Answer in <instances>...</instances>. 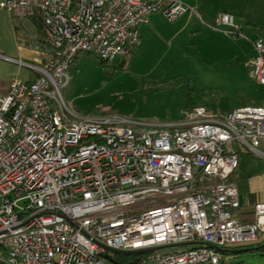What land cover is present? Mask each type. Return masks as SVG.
<instances>
[{
  "label": "built area",
  "instance_id": "2783aa9c",
  "mask_svg": "<svg viewBox=\"0 0 264 264\" xmlns=\"http://www.w3.org/2000/svg\"><path fill=\"white\" fill-rule=\"evenodd\" d=\"M0 8L16 19L38 17L46 44L43 64L29 65L35 78H13L0 94L5 264H114L110 249H153L139 264H218L216 248L260 240L264 201L243 222L233 175L242 153L264 160V101L220 115L197 105L179 123L140 124L80 114L62 96L80 53L112 62L137 43L151 14L173 21L190 6L1 0ZM209 26L247 38L230 12ZM254 47L253 75L264 85V31Z\"/></svg>",
  "mask_w": 264,
  "mask_h": 264
},
{
  "label": "rangeland",
  "instance_id": "374dc122",
  "mask_svg": "<svg viewBox=\"0 0 264 264\" xmlns=\"http://www.w3.org/2000/svg\"><path fill=\"white\" fill-rule=\"evenodd\" d=\"M150 20L141 28L143 36L129 54L103 64L97 55L82 52L72 61L69 84L62 89L68 106L83 115H117L140 124H173L185 119L190 104L204 105L220 115L237 106L263 103L264 85L255 79L252 65H244L245 56L233 55L231 45L228 64L214 61L207 65L202 61L207 56L199 53L204 49L190 44L196 43L192 36L178 34L170 43L166 33L176 29L175 23L162 14H154ZM38 33L31 20L15 19L0 8V53L5 57L34 65L29 54L32 37ZM30 74L27 66L0 58V84L13 78L27 80ZM4 260L0 248V264H5Z\"/></svg>",
  "mask_w": 264,
  "mask_h": 264
},
{
  "label": "crops",
  "instance_id": "0c3cea01",
  "mask_svg": "<svg viewBox=\"0 0 264 264\" xmlns=\"http://www.w3.org/2000/svg\"><path fill=\"white\" fill-rule=\"evenodd\" d=\"M1 1V0H0ZM193 10L187 11L173 20L176 29H170V33H166V38L170 43H174L178 34H185V36H192L196 46L203 48L204 54L207 56L201 58L207 65H212L214 61H222L228 64V45H231L233 55L245 56L244 65H252L256 56L254 41L264 31V0H182ZM226 11L234 14L237 21L242 25V31L246 35V41H240L242 37H229V33L212 29L211 24L219 12ZM161 14V13H154ZM151 14L150 18L154 16ZM14 18V17H13ZM165 18V17H164ZM16 19V18H15ZM31 20L36 24L34 18H22L21 20ZM140 26V36H143ZM37 25V24H36ZM153 29V28H152ZM149 30V29H148ZM172 31V32H171ZM175 31V32H173ZM41 34H34L30 57L35 61L36 66H41L44 62V53L46 50L44 31ZM232 36V35H231ZM138 39V41H139ZM206 40H208L209 47H206ZM137 41V42H138ZM243 50H242V49ZM129 50L126 54H129ZM246 52L248 53L246 55ZM124 54V55H126ZM80 55V54H79ZM79 55L75 58L77 59ZM15 63L21 61L23 64L19 66H27L30 71V77L27 80L35 78V71L30 68V64L25 63L22 59L4 58ZM74 59V60H75ZM73 60V61H74ZM253 74V70H252ZM9 83L0 84V94L5 95L8 92ZM233 179L237 183L240 207L236 210V214L243 222H252L255 218L254 205L257 202L264 201V160L255 157L250 153H242L238 169L233 175ZM264 236V234H263Z\"/></svg>",
  "mask_w": 264,
  "mask_h": 264
},
{
  "label": "trees",
  "instance_id": "16d2710c",
  "mask_svg": "<svg viewBox=\"0 0 264 264\" xmlns=\"http://www.w3.org/2000/svg\"><path fill=\"white\" fill-rule=\"evenodd\" d=\"M35 22L40 30L43 31L42 21L35 17ZM101 59V58H100ZM103 64L109 62L101 59ZM197 104L188 105V109L191 110ZM220 254V260L218 264H264V236L260 240L251 243H243L232 246H225L216 248ZM150 257V253H139L127 255L124 253H116L113 256L114 264H139L141 261H147ZM203 264H213L212 262H205Z\"/></svg>",
  "mask_w": 264,
  "mask_h": 264
},
{
  "label": "water",
  "instance_id": "95a60500",
  "mask_svg": "<svg viewBox=\"0 0 264 264\" xmlns=\"http://www.w3.org/2000/svg\"><path fill=\"white\" fill-rule=\"evenodd\" d=\"M112 252L114 253H124L127 255H132V254H139V253H146V252H150L153 251V249H148V250H132V251H120V250H115V249H110ZM105 257L113 262V258L110 255H105Z\"/></svg>",
  "mask_w": 264,
  "mask_h": 264
}]
</instances>
